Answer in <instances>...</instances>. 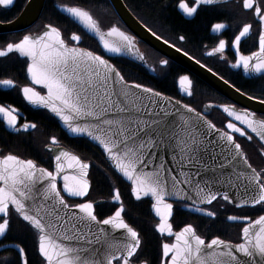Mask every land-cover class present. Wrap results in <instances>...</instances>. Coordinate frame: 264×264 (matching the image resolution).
<instances>
[{"label": "snow or ice", "instance_id": "6c2138e0", "mask_svg": "<svg viewBox=\"0 0 264 264\" xmlns=\"http://www.w3.org/2000/svg\"><path fill=\"white\" fill-rule=\"evenodd\" d=\"M14 3L0 0V7ZM158 3L162 11L167 8L164 0ZM55 6L76 30L69 33L48 21L0 41V76L5 77L0 89L18 90L27 105L46 110L103 159L97 164L76 154L56 135L46 136L36 159L0 148V252H15L14 257L0 256V264H32L21 243L3 244L14 228L32 236L36 264H264V108L258 115L249 107L237 110L236 104L198 107L129 79L112 60L131 56L145 62L134 35L105 23L98 13L106 10L93 0ZM206 6L230 16L236 31L231 42L220 39L205 55L264 82V0H176L185 17H195ZM143 27L157 41L207 67L146 23ZM227 27L216 22L211 31L222 33ZM252 36L257 49L245 54L242 40ZM85 37L95 39L99 51L82 46ZM176 39L184 43L187 37ZM17 63L24 73L22 85L8 77L10 65ZM159 64L167 67L169 61ZM219 79L238 97L264 106V84L257 96L223 75ZM179 85L186 97H194L188 75L179 77ZM213 110L223 114L219 126L210 118ZM0 125L17 135L39 129L37 121L5 103H0ZM94 168L110 181L112 209L107 214L98 211L103 202L90 196ZM121 181L127 182L133 202L150 205L155 254L128 211ZM215 205L259 214L226 216L222 223L232 222L238 229L235 239L175 222L176 212L184 208L215 226L221 222Z\"/></svg>", "mask_w": 264, "mask_h": 264}, {"label": "flooded vegetation", "instance_id": "af4514ba", "mask_svg": "<svg viewBox=\"0 0 264 264\" xmlns=\"http://www.w3.org/2000/svg\"><path fill=\"white\" fill-rule=\"evenodd\" d=\"M122 1L131 14L142 25L146 23L159 35H162L171 43H176L177 47L182 48L184 51H188L190 56H194L196 59L201 60V63L207 66L203 68L206 70L211 68L213 72L217 74V77L223 75L225 79L230 81V83H235L238 87H241L242 90L247 91L251 95H260V88L264 82H262L258 77L249 76L243 73L242 69L230 68L228 64L219 60L218 57H209L205 55L206 51L210 50V48L218 43L220 39L231 42L234 38L233 34L236 31V24L230 16L212 10L210 6H206L205 9L199 11V14L195 17H185L176 7V0H164V4L167 5V8L163 11L161 10L158 0H141L139 12H134L124 0ZM26 2L27 0H15L14 5L8 8H0V23H8L17 18ZM61 2L78 3L80 0H45L43 8L47 6L49 11V14L46 15V17L42 18L40 15L38 20L31 27L23 31L0 34V41L20 37L30 31H35V29L41 24L48 21L59 24L62 28L67 29L69 33L70 31L76 30L75 26L68 23V21L64 19V16L57 10L55 5ZM93 3L98 4L102 10H106V12L101 11L98 13L101 15V18L105 21V23H115L121 28V30L132 35L117 18L107 0H93ZM216 22H224L228 25V27L222 33H213L211 31V25ZM180 34L187 37V40L184 43H180L176 39ZM136 40L140 52L145 56V62L140 61V63L137 64L124 58L112 60V63H115L119 68H121L122 71L129 76V79H134L138 82L144 83L146 86L153 87L157 91H161L166 96H171L175 99L183 97L185 102L192 101L194 106L198 107L201 104L209 102L217 104H236L210 88L194 73L171 61L164 55L152 49L146 43L138 39ZM82 46L99 51L97 41L91 37H85ZM256 49L257 41L254 36L247 37L242 40L241 50L245 54H248L250 51H255ZM233 52L234 50L230 46L226 49V54L228 55L229 60H231ZM161 59H167L169 61L167 67H163L159 64ZM153 67L156 71H151V68ZM21 69L22 65L19 63L10 65L8 77H14L18 83L22 85L25 83V79L24 73ZM182 75H188L192 79L195 94L194 97H184L180 93L178 82L179 77ZM0 78L5 77L0 76ZM0 103L12 104L13 106L20 108L25 117L39 123V129L32 132L31 135H17L12 133L11 130H5V127L0 125V148H11L13 151H18L22 156L36 159L42 155V145L46 136L56 135L62 139L64 147L69 148L76 154H79L82 157H88L95 162L103 159L95 148L88 145L89 143L87 144L83 140L72 139L65 135L55 119H53L52 116L46 112V110L33 109L27 105V103L23 101L22 97L19 95L18 90L0 89ZM236 107L237 110H241L243 108L238 104H236ZM210 118L214 119L219 126L220 121L223 120V114L217 110H213ZM83 147H85V149H82ZM249 152L254 156L251 149H249ZM44 159L47 158L45 157ZM40 162L44 163L43 160ZM44 166L47 165L45 164ZM91 175L92 179L94 175L96 176V185L93 180V190L90 193V196L98 202H103L98 207V211L102 214H107L112 209L109 188L110 181L105 179L102 171L95 168L92 170ZM109 175H111L110 172ZM111 183H115V181L113 180ZM99 186L101 187L99 188ZM132 203L134 204L126 205L128 211L132 217L137 219V226L144 229L148 241V251L155 254L158 242L151 231V226L154 223V220L153 215L150 212V205L146 200L145 202L132 201ZM140 203L143 204L137 205ZM215 207L219 209V219L221 221L216 223L215 226H213V224L206 217H201L199 214L191 213L184 208H180L176 212L175 222L181 225L184 222H191L194 225H198L201 232H208L209 234L223 233L226 237L235 239L238 229L232 222L222 223L226 216L231 214H247L256 216L259 214L258 210L250 208L235 209L234 207L228 205L227 210H225V208L220 207L219 205H215ZM13 243H21L25 246L30 259L32 260V264H36L33 238L29 233L22 232L14 228L9 237L3 240V244L7 246H11ZM7 255L14 257L15 252H0V256Z\"/></svg>", "mask_w": 264, "mask_h": 264}, {"label": "water", "instance_id": "95a60500", "mask_svg": "<svg viewBox=\"0 0 264 264\" xmlns=\"http://www.w3.org/2000/svg\"><path fill=\"white\" fill-rule=\"evenodd\" d=\"M107 1L109 5L111 6L113 12L117 16V18L129 30V32L136 37V39L146 43L148 46H150L155 51L164 55L171 61L179 64L180 66L187 69L188 71L194 73L198 78H200L210 88H212L217 93L224 96L225 98L231 100L232 102L240 105L241 107L243 108L249 107L250 110H257V112H259L262 108H264V106L259 105L258 102L256 101H248L244 98L238 97V95L234 91L230 90L226 85H224V83L219 79V77H217L216 75H213V73L211 72H208V70H206L205 68H202L201 66L197 65L193 60L189 59L188 57H185L183 53L177 52L175 49L170 48L168 45L163 44L162 40L157 41L154 37L151 36L150 33H147L143 25L130 13V11L124 5L122 0H107ZM44 3H45V0H27L25 6L23 7L22 11L17 16V18H15L13 21L8 22V23H0V34L20 32V31H23L31 27L40 17L41 12L43 10ZM0 8H3V7H0ZM56 8L61 13L60 9L58 7ZM121 58L133 61L137 64L140 63L139 60H136L134 57H131V56L121 57ZM178 88L180 90V93L184 97H186L182 89L180 88L179 82H178ZM30 107L33 108L32 106ZM52 118L55 119V121L58 123L62 132L65 135H67L69 138H72L71 134L67 133L66 130L63 129V126L59 123L57 118L53 116ZM59 150L60 149H56V151H59ZM123 182L127 185L126 181H123Z\"/></svg>", "mask_w": 264, "mask_h": 264}, {"label": "trees", "instance_id": "16d2710c", "mask_svg": "<svg viewBox=\"0 0 264 264\" xmlns=\"http://www.w3.org/2000/svg\"><path fill=\"white\" fill-rule=\"evenodd\" d=\"M126 4H128V6L135 12H139V7H140V1L141 0H124ZM49 14V11H48V8L47 6H45L43 8V11H42V18L43 17H46V15ZM88 144V143H87ZM90 145V144H88ZM83 149H85L83 147ZM93 180L95 181V185H96V176L94 175L93 177ZM119 186L121 187V191H122V198L124 199L125 201V204L126 205H129V204H134L132 203L130 197H129V192H128V187L123 183V182H120ZM101 186H99L100 188ZM103 189V188H102ZM143 203H140V204H137V205H142ZM146 204V203H145Z\"/></svg>", "mask_w": 264, "mask_h": 264}, {"label": "rangeland", "instance_id": "374dc122", "mask_svg": "<svg viewBox=\"0 0 264 264\" xmlns=\"http://www.w3.org/2000/svg\"><path fill=\"white\" fill-rule=\"evenodd\" d=\"M85 148V147H84ZM83 149V148H82ZM101 160H97L96 163L99 164Z\"/></svg>", "mask_w": 264, "mask_h": 264}]
</instances>
